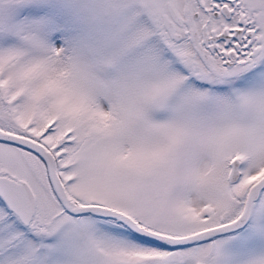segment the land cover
I'll return each mask as SVG.
<instances>
[{
  "label": "snow or ice",
  "instance_id": "obj_1",
  "mask_svg": "<svg viewBox=\"0 0 264 264\" xmlns=\"http://www.w3.org/2000/svg\"><path fill=\"white\" fill-rule=\"evenodd\" d=\"M0 264H264V0H0Z\"/></svg>",
  "mask_w": 264,
  "mask_h": 264
}]
</instances>
